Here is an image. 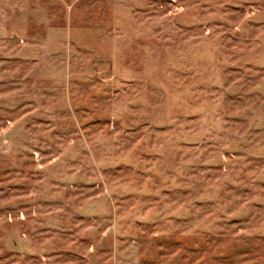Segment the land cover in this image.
I'll return each mask as SVG.
<instances>
[{
	"label": "rangeland",
	"instance_id": "rangeland-1",
	"mask_svg": "<svg viewBox=\"0 0 264 264\" xmlns=\"http://www.w3.org/2000/svg\"><path fill=\"white\" fill-rule=\"evenodd\" d=\"M0 264H264V0H0Z\"/></svg>",
	"mask_w": 264,
	"mask_h": 264
}]
</instances>
